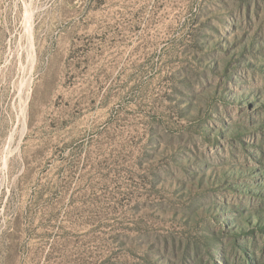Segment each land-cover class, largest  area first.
<instances>
[{
	"label": "rangeland",
	"instance_id": "374dc122",
	"mask_svg": "<svg viewBox=\"0 0 264 264\" xmlns=\"http://www.w3.org/2000/svg\"><path fill=\"white\" fill-rule=\"evenodd\" d=\"M0 264H264V0H0Z\"/></svg>",
	"mask_w": 264,
	"mask_h": 264
}]
</instances>
